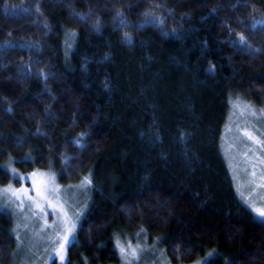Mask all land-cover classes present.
<instances>
[{
	"label": "trees",
	"instance_id": "1",
	"mask_svg": "<svg viewBox=\"0 0 264 264\" xmlns=\"http://www.w3.org/2000/svg\"><path fill=\"white\" fill-rule=\"evenodd\" d=\"M238 100L264 106V0H0V186L89 177L67 264H125L127 237L138 264H264L222 149ZM13 230L0 206V264Z\"/></svg>",
	"mask_w": 264,
	"mask_h": 264
},
{
	"label": "rangeland",
	"instance_id": "2",
	"mask_svg": "<svg viewBox=\"0 0 264 264\" xmlns=\"http://www.w3.org/2000/svg\"><path fill=\"white\" fill-rule=\"evenodd\" d=\"M222 149L238 194L264 220L257 212L264 210V106L239 100L234 104ZM10 172L21 183L0 186V206L14 217V264H67L68 248L90 204L89 177L62 185L50 169L22 174L10 168ZM117 243L125 264L148 262L146 242L133 243L127 237ZM157 258L165 263L162 254Z\"/></svg>",
	"mask_w": 264,
	"mask_h": 264
},
{
	"label": "snow or ice",
	"instance_id": "3",
	"mask_svg": "<svg viewBox=\"0 0 264 264\" xmlns=\"http://www.w3.org/2000/svg\"><path fill=\"white\" fill-rule=\"evenodd\" d=\"M257 212L259 213V215L264 216V210L257 209ZM65 242H67V237H65ZM60 248L62 251L64 248V244H61ZM60 259L63 260V255L60 256Z\"/></svg>",
	"mask_w": 264,
	"mask_h": 264
}]
</instances>
